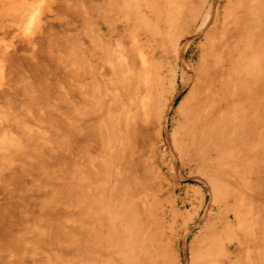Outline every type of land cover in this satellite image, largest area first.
Masks as SVG:
<instances>
[{
  "label": "bare ground",
  "instance_id": "obj_1",
  "mask_svg": "<svg viewBox=\"0 0 264 264\" xmlns=\"http://www.w3.org/2000/svg\"><path fill=\"white\" fill-rule=\"evenodd\" d=\"M5 1L16 9L0 15L1 76L8 68L25 81L29 99L39 82L79 81L60 93L74 118L33 108L23 131L36 146L18 155L42 145L72 180L58 188L84 213L77 252L107 248L97 264H264V0H123L121 38L104 36L78 9L79 38L95 55L84 58L81 44L71 68L59 58L66 78L38 53L45 34L34 30L32 5ZM95 6L99 15L104 7ZM11 168L0 170V192L25 177L20 163ZM89 259L76 264H95Z\"/></svg>",
  "mask_w": 264,
  "mask_h": 264
},
{
  "label": "rangeland",
  "instance_id": "obj_2",
  "mask_svg": "<svg viewBox=\"0 0 264 264\" xmlns=\"http://www.w3.org/2000/svg\"><path fill=\"white\" fill-rule=\"evenodd\" d=\"M2 2L4 6L0 10L4 13L0 12V15L7 14L9 16L10 9H16V7L9 6V1L3 0ZM25 2L32 5L31 10H34L38 15L34 26L35 32L37 34L44 32L45 34L44 44H38L40 47L46 45V48L41 49L42 52L39 47L38 53L42 57L41 59L49 61L48 65L55 71L53 75L56 76L58 74L56 72H59L63 78H66L64 77L66 66L67 68L73 66L68 61H70L72 52L78 51L79 45H83L84 58L92 59V54L95 55V53L91 54L90 49L87 48L89 44L79 38L82 20L79 15H76L78 9L87 12V23L91 27L97 28L104 36H113L114 34L116 38H121L115 28L117 20L120 22L129 15L116 8L118 3H123V0H25ZM139 3L142 4V0H139ZM61 4H64L66 9L64 7V10L52 13L48 11L50 6L56 10L55 6ZM96 4L104 7L100 16L96 14ZM105 15L109 18L108 21H104V18H107ZM120 30L118 27V31ZM20 41L21 39H15L14 45L20 46ZM48 47L54 49L53 57L49 58L46 52ZM11 50H13V46ZM59 58L63 63L68 62L65 68L64 64H57ZM59 65L60 69L57 67ZM1 69L0 90L5 87L8 95L6 98L0 97V170L13 171L14 168L10 169V165L17 162L24 166L25 177L18 176L17 181L12 182L13 186L10 184V188H7L5 192H0V205L6 209L4 216H0V264H76L79 257L86 260L88 256L89 260H93L95 264L99 260H106L109 256L107 248L98 250L92 246L89 250L90 254L84 251L82 254L77 252L78 247L82 246V238L79 235V215L84 213H80L77 196H69L61 185L58 188V182L63 177L68 181L72 180L60 171L58 165L52 163L54 156L44 152L40 147L42 145H38V148L34 147L38 153H27L25 158L18 157L24 150L36 146V144L30 143L23 131V128L30 124L33 108H39L37 111L40 113L45 112L47 106H52V113L56 110L68 117V120L74 118L69 113L70 106L66 105L60 93L63 87L69 89L73 79L79 82L78 79L69 76L67 83H63L61 88L59 87L60 90L54 85L46 88L44 82L45 86L39 82L37 98L29 99L30 93L27 92L26 82H21L22 80L15 82L8 68L1 76ZM46 78L47 76L43 77V79ZM43 92L50 94V104L41 102ZM68 93L66 94L67 98L72 99ZM53 95H55L54 98ZM14 99L20 101L19 106L13 104ZM16 110L22 112L19 117H17ZM53 116H55L54 113ZM35 117L38 118V116ZM62 131L64 136L72 139L73 130L71 128L62 129ZM28 164L30 165L28 166ZM44 175H47L51 181L49 178L47 181H42ZM7 201H11V206L6 204ZM86 215V220L95 221L94 215L91 216L88 213ZM88 224L90 222L85 221L84 225ZM90 243L89 240H83V245ZM174 253L177 254L178 259H184V256L179 254V249H175ZM111 262L104 264H113Z\"/></svg>",
  "mask_w": 264,
  "mask_h": 264
}]
</instances>
